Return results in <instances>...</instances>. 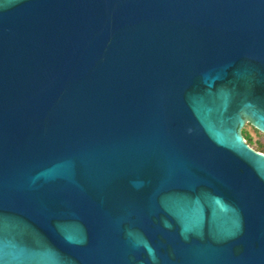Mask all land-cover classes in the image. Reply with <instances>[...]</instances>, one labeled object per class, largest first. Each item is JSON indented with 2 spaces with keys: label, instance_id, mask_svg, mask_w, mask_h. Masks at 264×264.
I'll use <instances>...</instances> for the list:
<instances>
[{
  "label": "water",
  "instance_id": "obj_1",
  "mask_svg": "<svg viewBox=\"0 0 264 264\" xmlns=\"http://www.w3.org/2000/svg\"><path fill=\"white\" fill-rule=\"evenodd\" d=\"M264 0H0V264H264Z\"/></svg>",
  "mask_w": 264,
  "mask_h": 264
},
{
  "label": "rangeland",
  "instance_id": "obj_2",
  "mask_svg": "<svg viewBox=\"0 0 264 264\" xmlns=\"http://www.w3.org/2000/svg\"><path fill=\"white\" fill-rule=\"evenodd\" d=\"M245 132L249 134V136L253 140L252 143H249L245 139L246 143L255 151L264 154V133L255 129L249 123H246V125L242 128V134H244Z\"/></svg>",
  "mask_w": 264,
  "mask_h": 264
},
{
  "label": "trees",
  "instance_id": "obj_3",
  "mask_svg": "<svg viewBox=\"0 0 264 264\" xmlns=\"http://www.w3.org/2000/svg\"><path fill=\"white\" fill-rule=\"evenodd\" d=\"M244 138L249 142L252 143V138L249 136V134H247L246 132L243 134Z\"/></svg>",
  "mask_w": 264,
  "mask_h": 264
}]
</instances>
